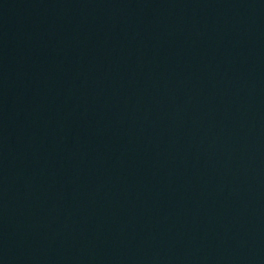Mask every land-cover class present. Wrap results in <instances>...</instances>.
Segmentation results:
<instances>
[{
  "label": "water",
  "instance_id": "95a60500",
  "mask_svg": "<svg viewBox=\"0 0 264 264\" xmlns=\"http://www.w3.org/2000/svg\"><path fill=\"white\" fill-rule=\"evenodd\" d=\"M20 264H264V0H108Z\"/></svg>",
  "mask_w": 264,
  "mask_h": 264
}]
</instances>
